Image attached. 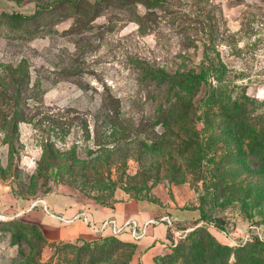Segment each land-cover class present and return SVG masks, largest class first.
Returning <instances> with one entry per match:
<instances>
[{
  "label": "rangeland",
  "instance_id": "374dc122",
  "mask_svg": "<svg viewBox=\"0 0 264 264\" xmlns=\"http://www.w3.org/2000/svg\"><path fill=\"white\" fill-rule=\"evenodd\" d=\"M65 1L72 0H0V15L65 5L29 24L0 18V224L34 225L23 216L43 209L40 200L49 209L50 200L71 196L86 207L137 201L151 206L157 219L197 210V226H170L166 253L196 227L233 252L248 234L246 243L264 241V173L228 175L244 182L237 194L213 180L220 174L215 163L232 166L230 152L245 143L218 125L219 106L208 104L213 94L243 103L250 115L264 113V0H163L150 9L132 0H98L96 15L85 18ZM147 12L141 29L137 16ZM207 66L212 72L194 99L202 118L199 142L209 148L197 175L186 166L189 155L182 147L177 152L176 138L162 139L166 131L157 122L168 102L183 95L165 76H193ZM107 97L119 114L113 128L102 116ZM14 112L24 117L16 130ZM17 201H24L23 212L13 209ZM37 234L36 228L1 226L0 264H40ZM53 253L46 246L41 262Z\"/></svg>",
  "mask_w": 264,
  "mask_h": 264
},
{
  "label": "trees",
  "instance_id": "16d2710c",
  "mask_svg": "<svg viewBox=\"0 0 264 264\" xmlns=\"http://www.w3.org/2000/svg\"><path fill=\"white\" fill-rule=\"evenodd\" d=\"M98 2V0H95ZM121 1V0H117ZM70 6L79 7L78 14L80 17H87L86 15L91 13L93 17L96 15V11L101 7V3L98 2V6L92 5L91 2L85 0H72L65 1ZM163 0H132L130 5L142 4L146 8L150 9L156 7V5L163 4ZM68 5V7H70ZM65 5L59 3V6H55L50 9H39L32 15H22V14H2L0 18H5L10 21V23H32L40 18V16L45 14L54 13L55 10L64 7ZM94 10H93V9ZM78 9V8H77ZM150 12H147L143 17L137 16L140 24V28L143 29V20H148ZM91 17V16H90ZM212 72L210 66L204 67L200 74H194L193 76H171L166 77L165 81L173 88H181V95L176 96L175 102L170 101L167 104L166 113L161 117L162 121L159 120L157 124H162L165 128L166 133H164L165 139L171 141L176 138L181 146H178V153L182 154L181 147L184 154H188L186 159V166L191 167L195 173L201 174L200 169L203 166L202 158L206 153H208L207 146H203L199 142V131L198 123L202 121V118L197 114V108L195 106V96L197 95V88L201 86L207 75ZM206 80V79H205ZM12 82L15 83L13 79ZM211 94V93H210ZM218 96L214 99V95L211 94L208 98V104L211 106L218 105L220 113L215 114V117L221 118L219 124L221 128L229 129L233 134L234 141L237 140L240 146L230 152L231 165H228L227 160H221L216 164L214 171H217L220 178H213L217 184L224 186L223 189L229 191L230 193H236L243 190L244 182H239L236 177L233 176L236 172L244 170H252L251 172L259 174L264 173V113L250 115L243 103H239L236 100L229 99L227 102H222L219 100ZM10 102H12L10 100ZM18 101H13V103ZM211 110V108H210ZM66 111L65 113H69ZM102 115L106 123L112 128L119 125V114H116V101L112 97H107L104 100ZM210 111H208L209 119ZM220 114V115H219ZM16 115V116H15ZM13 119V128L15 130L18 127L19 122H23V115L14 114L11 116ZM6 121V120H4ZM75 121V119L70 120L68 124ZM126 123L131 125V119H123ZM10 123V122H9ZM88 123V122H87ZM140 121V124H143ZM56 124V123H54ZM86 125V124H85ZM9 134V133H8ZM175 137V138H174ZM182 139V140H180ZM12 147V140L7 142ZM171 148V147H170ZM214 154V153H213ZM212 154V155H213ZM213 157V156H212ZM251 157V158H250ZM214 161V158L210 159ZM247 160V161H246ZM212 163V162H209ZM108 165L106 164L105 168ZM180 167V166H179ZM104 168V169H105ZM171 170L176 169V164L170 166ZM200 171V172H198ZM230 175V176H228ZM200 180L204 178H198ZM258 188V192L261 191ZM247 191V190H245ZM243 192V191H242ZM257 192V191H256ZM257 192V193H258ZM261 194V193H260ZM259 196V195H258ZM102 206H107L105 202H101ZM193 224L196 226L201 222L198 218L193 220ZM19 225L26 229L39 230V234L34 235V241L39 245V252L37 254L38 263L40 264H53L55 260L56 264H131L134 253L135 245L132 243L124 242L114 236H100L98 241H77V242H50L47 240L41 229L37 225H28L20 222H11L10 224H0L3 225ZM39 228V229H38ZM171 229L169 227L168 238L170 239ZM20 237L26 235L25 232L21 233L20 230L17 231ZM49 247L54 253L51 255L50 259L46 263L41 262V257L44 252L45 247ZM234 254V260L230 262L231 255ZM156 264H264V241L258 237H255L252 242L245 243L238 247V249L233 252L230 248L219 244L214 237L207 231L206 228L196 227L193 232L188 234L185 239L170 249L169 253L164 254L156 258Z\"/></svg>",
  "mask_w": 264,
  "mask_h": 264
},
{
  "label": "crops",
  "instance_id": "0c3cea01",
  "mask_svg": "<svg viewBox=\"0 0 264 264\" xmlns=\"http://www.w3.org/2000/svg\"><path fill=\"white\" fill-rule=\"evenodd\" d=\"M17 202V208L13 209L18 212L24 209L21 208L24 207V201ZM50 202L51 208L49 210L57 216L72 218L77 214L85 213L88 215L89 220L96 224L111 218L116 219L119 223L133 219L143 224L158 216L151 206L133 200L117 202L111 206L98 205L96 207L81 205L71 196H61L59 199L50 200ZM23 217L28 222L37 225L44 237L52 242L94 241L100 238L84 222L79 220L67 224L56 217L46 215L43 209L32 210L31 213ZM168 217L172 223L190 222L198 219L199 213L197 210H184L168 215ZM168 232L169 226L163 222L153 227L150 233L141 240H133L128 233L120 235L118 239L135 245V253L131 264H156V258L164 255L171 246Z\"/></svg>",
  "mask_w": 264,
  "mask_h": 264
},
{
  "label": "built area",
  "instance_id": "2783aa9c",
  "mask_svg": "<svg viewBox=\"0 0 264 264\" xmlns=\"http://www.w3.org/2000/svg\"><path fill=\"white\" fill-rule=\"evenodd\" d=\"M39 202L43 206L44 211L48 215L56 217L60 221L67 223V224H71V223H74L80 220L84 222L94 234L99 235V236H105L106 234H108L110 236L119 237L120 235L124 233H128L133 240L138 241L144 238L145 236H147L151 228L163 222L167 223L169 227L172 226L173 224L169 217L150 219L144 222L143 224H140L136 220H133V219L126 220L123 223H119L116 219L111 218V219L104 220L100 224H96V223L91 222L88 218V215L85 213L77 214L73 216L72 218H63V217L57 216L50 212L45 200H40ZM35 205L36 203L33 204V207ZM223 233L225 234L226 237L231 239L232 242L235 243V245H239L235 241L236 239H234L233 237L231 238V234H229L228 232H223ZM249 237H250L249 234L246 235L244 239V243H246L249 240Z\"/></svg>",
  "mask_w": 264,
  "mask_h": 264
}]
</instances>
